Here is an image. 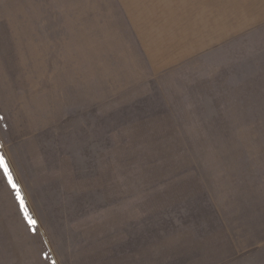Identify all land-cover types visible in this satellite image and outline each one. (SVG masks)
I'll list each match as a JSON object with an SVG mask.
<instances>
[{
  "label": "rangeland",
  "instance_id": "1",
  "mask_svg": "<svg viewBox=\"0 0 264 264\" xmlns=\"http://www.w3.org/2000/svg\"><path fill=\"white\" fill-rule=\"evenodd\" d=\"M169 1L0 0V264H264V25L156 68Z\"/></svg>",
  "mask_w": 264,
  "mask_h": 264
},
{
  "label": "crops",
  "instance_id": "2",
  "mask_svg": "<svg viewBox=\"0 0 264 264\" xmlns=\"http://www.w3.org/2000/svg\"><path fill=\"white\" fill-rule=\"evenodd\" d=\"M183 7L169 1L167 4H157L155 12L174 13L184 11L193 13L194 19L190 29V41L185 48H180V33L178 24L169 26L163 24L161 18H152L133 11L132 25L138 42L142 45L153 66L160 68L172 64L177 58H182L180 51L200 53L212 48L227 39L244 31H249L264 25V0H178ZM194 4L191 8L189 5ZM156 17V16H155ZM155 20V21H154ZM189 54H185L187 56ZM177 59V60H178Z\"/></svg>",
  "mask_w": 264,
  "mask_h": 264
},
{
  "label": "snow or ice",
  "instance_id": "3",
  "mask_svg": "<svg viewBox=\"0 0 264 264\" xmlns=\"http://www.w3.org/2000/svg\"><path fill=\"white\" fill-rule=\"evenodd\" d=\"M0 169H2L4 176L7 178V181L11 186L15 189L16 185L13 182V177L11 174V171L8 167L7 162L4 160L3 157H0ZM21 203L23 204V200H21ZM32 224H35V221H30Z\"/></svg>",
  "mask_w": 264,
  "mask_h": 264
}]
</instances>
